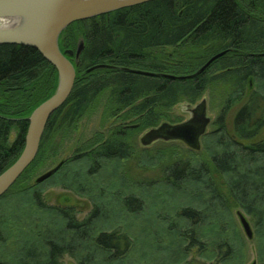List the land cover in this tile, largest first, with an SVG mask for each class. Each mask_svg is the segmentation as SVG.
<instances>
[{"label":"trees","instance_id":"trees-1","mask_svg":"<svg viewBox=\"0 0 264 264\" xmlns=\"http://www.w3.org/2000/svg\"><path fill=\"white\" fill-rule=\"evenodd\" d=\"M81 41L79 59L70 57L77 72L71 95L51 116L33 163L0 198V264H61L65 256L77 264H150L130 261L137 236L125 221L145 209L141 192L132 186L161 184L198 190L197 204L176 212L184 225L185 250H210L209 264H237L235 235L225 231V216L242 208L264 238V0H150L72 23L59 46L76 52ZM166 47L175 51L166 53ZM97 65L105 66L89 71ZM57 85L56 68L38 50L0 45V173L21 154L28 117ZM210 89L218 90L220 109L214 129L203 136L206 150L185 155L169 150L153 162L156 175L146 174L133 125L156 127L171 119L175 106L195 104ZM99 104L105 118L116 120L106 133L81 140L78 155L62 166L76 163V169L62 180L84 192L105 165L120 161L126 165L121 179L131 187L114 190V202L99 192L89 214L79 219L73 205L47 203L38 185L24 180L38 159L63 143ZM14 127L19 137L10 147ZM206 225L214 226L211 233L218 231L209 248L199 231Z\"/></svg>","mask_w":264,"mask_h":264},{"label":"rangeland","instance_id":"rangeland-1","mask_svg":"<svg viewBox=\"0 0 264 264\" xmlns=\"http://www.w3.org/2000/svg\"><path fill=\"white\" fill-rule=\"evenodd\" d=\"M163 50L166 53H172L175 51V48L166 47ZM217 91L210 89L200 100L193 104L196 105L204 98L207 100L208 116L212 122L209 124L205 135L214 129L213 121L216 119L220 109ZM187 104L192 103L185 102L175 106L171 111V119L165 121L177 123L189 119L191 112L188 110ZM99 105L93 112L83 118L71 133H66L63 143H55L49 154L43 155L44 157L42 156L40 160L38 159L28 172L27 179L24 180V183L37 184L47 203L61 207L73 205L79 219H83L89 214L93 207V202L98 198L99 192H105L103 193L104 195L111 196L107 200L105 198L102 199L114 202L113 193L116 189L121 188V190L126 191L131 187V185L125 183V181L123 182L121 179L124 166L126 168V165L120 161H112L105 165L99 174L93 177L92 188L87 185L88 187L84 192L77 191L74 187H65L70 185L69 183H64L62 180L63 175L67 171H74L76 169V163L70 162L66 168H62V166L67 160L78 155L76 148L81 140L89 138L96 131L106 133L116 120V118H105L104 105ZM133 126L137 128L134 143L138 151L143 152L142 155H144L141 157V163L144 164L143 170H146L148 172L146 174L150 176L156 175L157 172L156 168L153 167V162L165 158L169 150H173V152L179 155H185L188 153V150H191V148L181 141L166 142L159 140L145 147L141 144L140 139L148 129L143 126L141 127L139 124H134ZM206 147H208V143L202 137L201 148L198 151L202 150L203 152L206 150ZM61 162L63 163L60 168L50 178L41 183H36V179L40 175ZM97 187L102 189L105 187V190L98 191L96 190ZM132 188L134 191L141 192L145 200V209L138 216H133L130 219L127 217L125 221L131 232L137 236V248L133 252L134 255L130 261L138 262L145 260L150 264H209L213 260L212 252L209 253L210 250L201 251L199 247L185 250L187 246L181 238L184 225L177 218L176 212L181 206L197 204L199 197H197L198 190L195 185L188 186L187 189L182 191L170 190L162 184L152 188L133 185ZM14 204L17 205L18 201ZM238 211L243 212L250 221L254 234L252 239L247 237L240 223ZM223 219L225 220V231L228 230L230 234L235 235V247L238 254L237 264H249L253 261H257L258 264H264L262 263V259L264 258L262 230L255 226L251 216L242 208H237ZM210 226L206 225L199 230L205 241L209 243L208 248L213 247L211 242H213L215 237H218L216 236L218 231H212L211 233L214 226ZM61 264H77V262L72 257L65 256Z\"/></svg>","mask_w":264,"mask_h":264},{"label":"water","instance_id":"water-1","mask_svg":"<svg viewBox=\"0 0 264 264\" xmlns=\"http://www.w3.org/2000/svg\"><path fill=\"white\" fill-rule=\"evenodd\" d=\"M146 1L150 0H0V19L7 21L8 25L7 27H0V45L17 44L33 47L58 72V85L55 92L37 106L28 117L29 126L21 154L12 165L0 173V198L12 188L33 163L51 116L66 103L73 91L77 72L70 57L75 56L78 60L84 43L79 44L76 52L74 50L63 52L59 46V38L63 30L76 21ZM226 53L227 51H223L210 58L196 74L205 71L216 59ZM104 66L97 65L89 71ZM133 71L157 75L142 70ZM192 76L194 74L179 78ZM187 107L191 112L189 119L177 123L166 121L148 129L140 139L141 144L147 147L159 140L166 142L181 141L189 148L199 150L202 137L212 122L208 116L207 100L204 98L196 105L187 104ZM62 163L40 175L36 179V183H41L50 178ZM237 214L247 237L252 239L254 234L250 221L243 212L238 211ZM249 264L258 263L253 261Z\"/></svg>","mask_w":264,"mask_h":264},{"label":"flooded vegetation","instance_id":"flooded-vegetation-1","mask_svg":"<svg viewBox=\"0 0 264 264\" xmlns=\"http://www.w3.org/2000/svg\"><path fill=\"white\" fill-rule=\"evenodd\" d=\"M18 137H19V130L16 129L15 127L13 129H11L10 133H9V137H8V145L10 147L16 145L17 141H18Z\"/></svg>","mask_w":264,"mask_h":264},{"label":"clouds","instance_id":"clouds-1","mask_svg":"<svg viewBox=\"0 0 264 264\" xmlns=\"http://www.w3.org/2000/svg\"><path fill=\"white\" fill-rule=\"evenodd\" d=\"M7 21L0 19V27H7Z\"/></svg>","mask_w":264,"mask_h":264}]
</instances>
